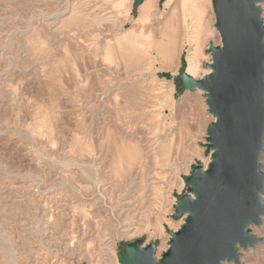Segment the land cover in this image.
Returning <instances> with one entry per match:
<instances>
[{"label":"rangeland","instance_id":"1","mask_svg":"<svg viewBox=\"0 0 264 264\" xmlns=\"http://www.w3.org/2000/svg\"><path fill=\"white\" fill-rule=\"evenodd\" d=\"M165 1L142 19L144 1L0 0V264H120L136 238L168 247L214 120L180 73L199 41V78L221 41L210 1L198 40L192 1ZM250 229L261 241L239 260L264 264V215Z\"/></svg>","mask_w":264,"mask_h":264},{"label":"water","instance_id":"2","mask_svg":"<svg viewBox=\"0 0 264 264\" xmlns=\"http://www.w3.org/2000/svg\"><path fill=\"white\" fill-rule=\"evenodd\" d=\"M144 0H133L137 7ZM264 0H211L220 45H209V72L199 78L181 72V90L199 89L214 120L207 125L210 159L194 165L187 192L178 197L168 247L136 238L118 250L120 264H222L239 261L240 248L261 238L250 226L264 215Z\"/></svg>","mask_w":264,"mask_h":264},{"label":"bare ground","instance_id":"3","mask_svg":"<svg viewBox=\"0 0 264 264\" xmlns=\"http://www.w3.org/2000/svg\"><path fill=\"white\" fill-rule=\"evenodd\" d=\"M171 1L172 0H166L164 3H167L168 5H170L169 3H171ZM191 1H192L193 4L191 2L190 3L197 8V11L199 10L198 11L199 13L197 14L198 16L194 15V16H197L196 19L198 20V24H197L196 29H195V36L197 35L196 36V38H197L196 40H198V38H200L199 37L200 34L202 36V34H205L206 31L208 30L207 27H205V24H207V23H205V21H204V19H206V17L204 18V14L207 13V11H205L204 4H205L206 1L207 2L210 1V3H211V0H205V1H202V0H191ZM155 5H156V0H144V3H142L140 5V7H139L140 17H142V19H143V18H147L148 16L152 15V8L155 7ZM177 6H178V4H177ZM193 6H191V7H193ZM197 11L195 10L194 13H197ZM205 16H206V14H205ZM197 20H195V22ZM202 22H204L205 24H203ZM168 23H169V24H167L168 26H166L164 28L165 31H164L163 34L167 35L168 30L170 29V31L172 30V32H174V37L173 38H169V41L167 40L168 42L164 43L162 45V47H163L162 49L164 50L165 54H167V55H169V54L172 55L173 54L174 55V53H176V49H177L176 48V43H177V38L176 37H177V32H178L177 31L178 23H180V22H178V14H177V11H176V6H174V11L171 14V20ZM179 28H180V26H179ZM179 31H180V29H179ZM211 34H213V33L211 32ZM189 38H191V37H189ZM200 54H201V44L199 43V41H197L195 43V47L193 48V51L189 54V57H188V62H189V64H188L189 66L188 67H190V69L186 70V72L188 74H190L194 78H197V77H196L195 74L192 73V69L198 68V65H199V62H200L199 61ZM208 72H209V68L207 67L206 69H204V71L201 74V76L207 74ZM239 261L242 264H244L241 260H239Z\"/></svg>","mask_w":264,"mask_h":264}]
</instances>
